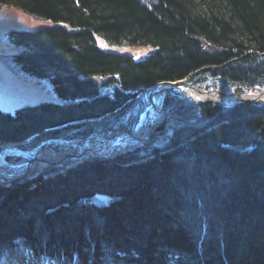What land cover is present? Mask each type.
I'll return each instance as SVG.
<instances>
[{"label":"trees","instance_id":"obj_1","mask_svg":"<svg viewBox=\"0 0 264 264\" xmlns=\"http://www.w3.org/2000/svg\"><path fill=\"white\" fill-rule=\"evenodd\" d=\"M0 5L59 24L8 35L23 48L9 63L48 80L61 100L0 110V156L5 144L31 153L8 162L133 131L132 103L166 81L264 89V0ZM95 36L154 51L135 60L101 50ZM162 109V123L133 150L0 185V257L21 239L33 258L59 264H264V105L196 104L170 90ZM97 195L110 202L94 203Z\"/></svg>","mask_w":264,"mask_h":264},{"label":"rangeland","instance_id":"obj_2","mask_svg":"<svg viewBox=\"0 0 264 264\" xmlns=\"http://www.w3.org/2000/svg\"><path fill=\"white\" fill-rule=\"evenodd\" d=\"M56 25L59 24H56L50 20L32 17L18 7L12 5H0V110L1 111L13 114L16 109L25 106H34L43 102H61L59 97L54 92L51 83L48 80L37 79L32 76H29L28 74L21 71L18 67H15L14 65H11L9 63L10 61L9 56L14 53L21 52L23 49L22 47L14 45L9 41L8 35L11 31H34L42 28L54 27ZM95 41L97 47L103 51L129 55L135 60L144 59L154 51V48L152 46L109 45L104 39H102L99 36H95ZM162 84L157 86L153 91H151V93L149 92L144 93L136 97L135 101L131 105V109L129 113L127 114V118L129 117L133 118V116L135 115L137 116L138 123L133 130H135L136 128H142L139 134L141 135L140 138H144V140L132 138L131 136L124 133H122L123 136L121 137L118 136V134H120L118 133L114 136L109 137L108 139H105L104 142L101 143V145L95 146L98 149L97 156L110 157L118 152L133 150L134 148L141 146L150 137L149 136L145 138L146 129L153 123L156 116V114H154L151 107V98L154 95L153 92ZM200 89L202 91H206L202 88ZM213 90L221 91V93L212 92L211 94L218 93L223 95L224 92L227 90L231 92L230 96H234L235 99L224 102L215 101L212 99H203L202 101H196L191 97V93H196L195 91L186 90V92H182V93L188 99H190L192 102L196 104L212 103L223 108H231L233 106L239 104H245V103L253 104L257 106L264 105V103H260V102L255 103L254 101L252 103L244 102L248 100L245 99V96L253 93H264V89H256L244 93L243 92L238 93L233 87H226L223 89L217 88L208 91H213ZM189 92L191 93L189 94ZM233 93L234 95H232ZM164 95L165 94H163V97ZM262 95L264 96V94ZM203 97H208V96H203ZM160 110L163 111L162 101L160 105ZM171 131H172L171 128L168 129L167 134H170ZM103 134H109V132L108 133L104 132ZM92 138L98 139L100 137L93 136ZM60 144L63 145L64 148L58 151L54 150L51 147H43L36 149L35 151L32 152V156L30 157V159L36 154L37 151L46 148L51 149L55 153H63L64 155L70 157L79 150L80 145L82 143L79 144L77 142L65 141V142H61ZM88 148L89 147H87V149ZM2 149L5 154L3 156H0L1 177H4L2 174H5L6 178H7L6 175H10V177H12L13 175H17L12 178L20 177L19 174L21 173V170H23V168L25 167L27 161L23 162L25 160H20L17 163H12V162H8L6 160V157L18 158L19 156H23V155L28 156L31 153L22 151L15 144H5L2 146ZM46 162L47 161H39L38 163H36L35 167L33 169H30L29 174L24 178L31 176L36 172L46 171L47 169L48 170L54 169L59 173L63 172L64 169H61L63 168L62 166H51ZM50 162L58 163L56 161H50ZM54 173L55 172H51L50 175L52 176L54 175ZM5 184L6 183L0 181L1 186H7L10 183L7 185ZM93 202L98 205L108 204L110 202V198L105 195H97L94 198ZM19 256H22V261H21L22 264H59L50 260L45 261V260H41V259L39 260L33 258L29 250L26 249L25 246L21 245V239L16 240L15 245L13 247H9L5 249L3 255L0 257V264H6L8 260H16V258H18ZM73 264H80V262L78 260H75Z\"/></svg>","mask_w":264,"mask_h":264},{"label":"bare ground","instance_id":"obj_3","mask_svg":"<svg viewBox=\"0 0 264 264\" xmlns=\"http://www.w3.org/2000/svg\"><path fill=\"white\" fill-rule=\"evenodd\" d=\"M190 93L191 92H189V94ZM230 93L231 92H229V91L226 90L224 92V95L217 93V94L207 95L208 97H203L204 95H199L197 93H191V97L194 100H196V101H202L203 99H212V100H215V101H220V102L222 101V102H224V101H231V100L235 99L234 96H230ZM162 97H163V94L155 93L152 96V98H151V101H152V110H153L154 114H156L153 123H156L158 121V119L161 118V116L159 115V110H160V105H161ZM245 99H250V100H254L255 102L264 103V96L263 95H260L259 93H253V94L247 95V96H245ZM141 130H142V128H136L135 130L131 131V132L134 133V135L131 136V137L132 138H137V139H140V140H144V138H140L141 135L139 133H140ZM148 130L149 129L147 127L145 136H147ZM105 133H108V132H105ZM118 133H120V134H118ZM122 133L127 134V132H123V131L116 132V134H118V136H121V137L123 136ZM111 136H114V135H112V132L109 133V134H105V138H102V137H100L98 139L97 138H94V139L91 138L89 140L88 144H87V145H89V146H87L89 148L86 149L87 151H86V153H85L84 156L89 157V156H92V155H97L98 149L95 146L96 145H101V143H103L105 139H108ZM119 139H121V138H119ZM39 161H47L48 163H55V162H50V161H56L58 163L68 164V163H70L71 158L68 157L67 155H64L63 153H55L51 149H48L47 148V149L39 150V151L36 152V154H35V160H33V162L30 164V169H33L35 167L36 163H38ZM23 171H25V167L23 168V170L21 171L20 174H22ZM2 175L4 177H1V171H0V181L6 183L5 185H7V182H8V180L10 178L11 179H15V178H12V177L17 176V175H13L12 177H10V175H6L7 176V178H6L5 177V174H2ZM16 178H18V177H16ZM21 261H22V256H19L18 258H16V260H8V262H6V264H22Z\"/></svg>","mask_w":264,"mask_h":264},{"label":"water","instance_id":"obj_4","mask_svg":"<svg viewBox=\"0 0 264 264\" xmlns=\"http://www.w3.org/2000/svg\"><path fill=\"white\" fill-rule=\"evenodd\" d=\"M170 90H173V91H178V92H186V90H193L195 91L197 94L199 95H204V96H207V95H212L211 93L212 92H220L221 91H218V90H213V91H202L200 88L198 87H195V86H189V85H186L184 84L183 82L181 81H178V82H165L163 83L160 87H158L154 92L153 94L155 93H160V94H165L167 91H170ZM260 95L264 94V93H259ZM234 95V93L232 94ZM240 96V95H239ZM243 101V100H242ZM254 100H250L248 99L247 101H244V102H248V103H252ZM255 102V101H254ZM256 103V102H255ZM151 107H152V101H151ZM159 114L161 116V118L156 122V123H152L149 127H148V133H147V137H149L152 132L162 123V121L164 120L165 118V113L162 111V110H159ZM116 132L118 131H113L112 132V135H115ZM127 134L129 136H133L134 133L133 132H127ZM93 136H99V137H102V138H105V134L103 133H92L91 135H89L83 142L82 144L80 145V148L79 150L72 156H70L71 158V161L70 163L68 164H62V163H48L46 162L47 164L51 165V166H62L64 168H71L77 164H80L81 162H83L84 160L88 159L89 157H92V156H97V155H92V156H89V157H86L84 156L85 155V151H86V147H87V144L89 142V140L93 137ZM33 160H35V156H33L29 161L26 162L25 164V171L22 172V174L20 175V177L18 178H15V179H11V180H8L7 184H9L10 182H14V181H17L18 179H22L24 178L25 176H27L29 174V171H30V164L33 162ZM10 183V184H11Z\"/></svg>","mask_w":264,"mask_h":264}]
</instances>
